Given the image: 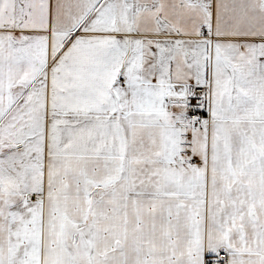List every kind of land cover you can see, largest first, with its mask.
I'll list each match as a JSON object with an SVG mask.
<instances>
[{"label":"snow or ice","instance_id":"obj_1","mask_svg":"<svg viewBox=\"0 0 264 264\" xmlns=\"http://www.w3.org/2000/svg\"><path fill=\"white\" fill-rule=\"evenodd\" d=\"M0 264H264V0H0Z\"/></svg>","mask_w":264,"mask_h":264}]
</instances>
